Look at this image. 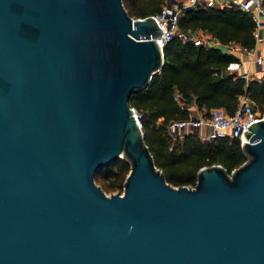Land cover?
<instances>
[{
	"label": "water",
	"instance_id": "1",
	"mask_svg": "<svg viewBox=\"0 0 264 264\" xmlns=\"http://www.w3.org/2000/svg\"><path fill=\"white\" fill-rule=\"evenodd\" d=\"M162 33L123 0H0V264H264V117L231 172L170 183L130 105Z\"/></svg>",
	"mask_w": 264,
	"mask_h": 264
},
{
	"label": "trees",
	"instance_id": "2",
	"mask_svg": "<svg viewBox=\"0 0 264 264\" xmlns=\"http://www.w3.org/2000/svg\"><path fill=\"white\" fill-rule=\"evenodd\" d=\"M131 16L145 17L162 10L165 0H123ZM255 21L236 6L223 8L196 5L184 9L178 19L180 31L209 33L221 44L236 43L251 50L256 47ZM164 66L153 74L147 88L131 95L130 105L145 118V140L156 165L174 185H195L201 167L222 164L229 172L247 158L239 138L202 140L198 134L174 133V120H188L192 106L209 115L215 107L235 113L240 97L249 95L255 107L264 109V80L247 79L231 69L240 58L221 47L195 44L175 37L164 45ZM130 163L119 158L102 167L95 176L106 191L124 190Z\"/></svg>",
	"mask_w": 264,
	"mask_h": 264
},
{
	"label": "built area",
	"instance_id": "3",
	"mask_svg": "<svg viewBox=\"0 0 264 264\" xmlns=\"http://www.w3.org/2000/svg\"><path fill=\"white\" fill-rule=\"evenodd\" d=\"M171 0H165L162 10L153 14L156 21L161 26L163 33L158 37L162 46L171 41L175 37H180L184 41L192 40L195 44H206L216 46L215 39L206 35L203 31L195 33H186L179 30L178 19L184 9L194 7L196 5L219 7L236 6L237 8L248 13L255 21L254 36L256 38V47L251 50L244 49L247 54H253V62L258 67L257 74H261L260 81L264 80V0H175L171 6L168 3ZM221 43V42H219ZM228 52H232L237 48H242L236 43L225 45ZM236 64L232 63L231 65ZM238 64V62H237ZM231 69L232 66H231ZM243 76L249 79V73L244 72ZM240 107L235 113H229L223 107H215L210 110L209 115H201L193 118L192 115L188 120H174L170 123L169 129L174 133H179L184 129L193 132L195 127H198L199 137L204 141H211L218 137L239 138L241 144L244 142V132L248 130L251 123L260 120L264 117V109L259 112L255 109V102L249 95L240 97ZM134 112L137 117L142 114L134 107Z\"/></svg>",
	"mask_w": 264,
	"mask_h": 264
},
{
	"label": "crops",
	"instance_id": "4",
	"mask_svg": "<svg viewBox=\"0 0 264 264\" xmlns=\"http://www.w3.org/2000/svg\"><path fill=\"white\" fill-rule=\"evenodd\" d=\"M215 41H217V39H215ZM219 42L220 41L218 40V42H216L215 45L218 47H221L223 44H221ZM223 50L225 52H228V50H226V49H223ZM230 53L237 55L241 60L238 64L236 63V64L231 65L233 68L232 70H234V71H236L242 75L244 72H248L249 73V79H251V80H253V79L259 80L260 77H262L261 74L256 73V71H258V67L253 62V54H247L245 52V50H243V48H240V47L235 49L234 51H232ZM191 109H192V111L197 110V111L201 112V110L197 109V106H192ZM187 132H190V131L187 129Z\"/></svg>",
	"mask_w": 264,
	"mask_h": 264
},
{
	"label": "rangeland",
	"instance_id": "5",
	"mask_svg": "<svg viewBox=\"0 0 264 264\" xmlns=\"http://www.w3.org/2000/svg\"><path fill=\"white\" fill-rule=\"evenodd\" d=\"M165 3V2H164ZM206 35H210L209 33H205ZM223 49H226L227 50V48H226V46L223 44L222 46H221ZM261 108L262 107H255V109H256V111H260L261 110ZM201 115H204V111H201V112H199V111H197V110H195V111H192V117L193 118H197V117H199V116H201ZM116 191H118V190H116ZM116 191H106V192H108V193H111V192H116ZM123 191V190H122Z\"/></svg>",
	"mask_w": 264,
	"mask_h": 264
}]
</instances>
